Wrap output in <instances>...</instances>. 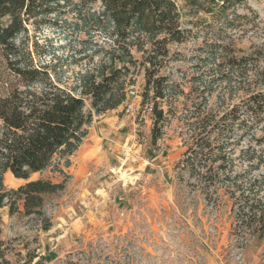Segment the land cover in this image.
Returning a JSON list of instances; mask_svg holds the SVG:
<instances>
[{
    "label": "trees",
    "instance_id": "trees-1",
    "mask_svg": "<svg viewBox=\"0 0 264 264\" xmlns=\"http://www.w3.org/2000/svg\"><path fill=\"white\" fill-rule=\"evenodd\" d=\"M186 1L189 10L184 14L174 0H0V211L8 207L14 215L22 207L26 217L42 216L45 199L64 191L68 180L30 178L57 159L69 168L94 115L122 107L127 88L140 74L145 79L143 104H152L155 118L153 143L160 138L161 124L177 120L188 129V150L175 166L178 179L185 172L201 175V188L211 198L221 188L216 176L232 169L235 161L247 163L249 172L264 168V91H251L224 115L206 107L214 89L229 84L231 71L236 69L243 78L246 64L259 61L245 55L237 35L248 24L247 15L238 13L248 0ZM45 29L80 47L75 62L88 61L72 82L64 77L69 63L57 57L52 46L41 44ZM199 39L198 51L210 66L207 80L193 76L185 94L183 85L163 71L177 57L170 46ZM198 90L204 109L196 108L192 98ZM86 99L94 115L87 113ZM234 124L240 132L236 147H242L245 136L251 139L231 157L220 137L232 133ZM260 127L263 135L256 138ZM8 172L27 183L6 189ZM58 172L65 175L59 165ZM239 179L232 183L239 192L232 236L243 250L253 240L264 241V200L258 194L264 179L253 182L247 193ZM1 223L0 213V264H18L7 256Z\"/></svg>",
    "mask_w": 264,
    "mask_h": 264
},
{
    "label": "rangeland",
    "instance_id": "rangeland-1",
    "mask_svg": "<svg viewBox=\"0 0 264 264\" xmlns=\"http://www.w3.org/2000/svg\"><path fill=\"white\" fill-rule=\"evenodd\" d=\"M174 1L184 14L188 12L186 0ZM238 13L249 18L246 27L237 32L242 37L239 46L245 55L259 61L246 64L243 78L234 69L227 78L229 84L214 89L206 107L220 115L247 100L251 91H264V0H248ZM41 40L69 63L64 77L72 82L88 62L74 61L81 57L76 55L80 47L53 29H45ZM201 45L199 39L170 46L172 56L177 57L163 74L182 84L185 94L190 93L186 82L193 76L207 80L210 66L198 51ZM134 81L138 95L132 103L138 115H127L124 104L95 116L86 99L93 123L83 145L70 158V167L57 159L30 178L53 183L68 180L64 191L45 199L42 216L26 217L22 207L14 215L8 207L0 211L1 241L8 248L9 260L18 264H263L264 241L253 240L242 250L232 236L239 195L232 183L239 176L241 189L247 193L253 182L264 179V168L249 172L247 163L235 161L232 169L216 176L221 188L211 198L201 188V175L189 177L185 172L178 179L175 166L188 150V129L177 120L161 124L160 138L154 144L152 104H143L144 75ZM198 92L192 98L196 108L204 109ZM233 127L234 131L227 128L233 134L222 135L220 141L236 157L251 135L244 137L242 147H236L240 132L235 124ZM255 134L262 137L261 127ZM235 147L236 154H232ZM58 165L65 175L58 172ZM26 183L9 172L4 175L8 190ZM258 194L264 200V183ZM46 225L50 230H44Z\"/></svg>",
    "mask_w": 264,
    "mask_h": 264
},
{
    "label": "built area",
    "instance_id": "built-area-1",
    "mask_svg": "<svg viewBox=\"0 0 264 264\" xmlns=\"http://www.w3.org/2000/svg\"><path fill=\"white\" fill-rule=\"evenodd\" d=\"M138 91L135 85H131L127 88V100L124 105V110L127 115L135 116L139 114L138 108L132 103L134 98H137Z\"/></svg>",
    "mask_w": 264,
    "mask_h": 264
},
{
    "label": "crops",
    "instance_id": "crops-1",
    "mask_svg": "<svg viewBox=\"0 0 264 264\" xmlns=\"http://www.w3.org/2000/svg\"><path fill=\"white\" fill-rule=\"evenodd\" d=\"M90 150H91V149H90ZM90 150H89V151H90Z\"/></svg>",
    "mask_w": 264,
    "mask_h": 264
}]
</instances>
